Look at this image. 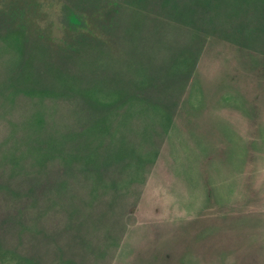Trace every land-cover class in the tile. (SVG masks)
<instances>
[{
  "label": "rangeland",
  "instance_id": "1",
  "mask_svg": "<svg viewBox=\"0 0 264 264\" xmlns=\"http://www.w3.org/2000/svg\"><path fill=\"white\" fill-rule=\"evenodd\" d=\"M0 264H264V0H0Z\"/></svg>",
  "mask_w": 264,
  "mask_h": 264
}]
</instances>
